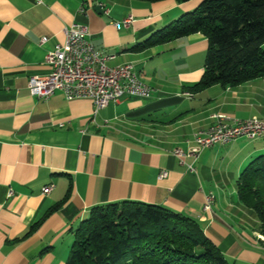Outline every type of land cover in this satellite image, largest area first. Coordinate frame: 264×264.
Segmentation results:
<instances>
[{"label": "crops", "instance_id": "0c3cea01", "mask_svg": "<svg viewBox=\"0 0 264 264\" xmlns=\"http://www.w3.org/2000/svg\"><path fill=\"white\" fill-rule=\"evenodd\" d=\"M103 2L107 13L91 0H0V264H65L90 209L121 200L193 218L229 264H264V236L236 191L241 170L264 152V137L240 136L194 161L185 157L193 171L173 153L194 147V132L208 128L213 114L264 118V76L191 91L207 48L200 32L138 46L200 0ZM128 15L132 22L118 28ZM74 21L86 24L95 50L115 55L110 66L132 62L151 96L123 95L94 115L90 98L32 95L28 77L50 71L45 55Z\"/></svg>", "mask_w": 264, "mask_h": 264}, {"label": "trees", "instance_id": "16d2710c", "mask_svg": "<svg viewBox=\"0 0 264 264\" xmlns=\"http://www.w3.org/2000/svg\"><path fill=\"white\" fill-rule=\"evenodd\" d=\"M195 32L207 39V48L200 79L187 87L191 91L264 76V0H200L138 47ZM236 191L264 236V152L241 170ZM73 233L65 264H229L196 220L158 204L121 200L94 206Z\"/></svg>", "mask_w": 264, "mask_h": 264}, {"label": "built area", "instance_id": "2783aa9c", "mask_svg": "<svg viewBox=\"0 0 264 264\" xmlns=\"http://www.w3.org/2000/svg\"><path fill=\"white\" fill-rule=\"evenodd\" d=\"M108 12L103 0H91ZM85 7L80 6V12ZM133 18L128 15L122 21L116 22L119 28L128 26ZM64 41L56 43L44 58L50 71L45 75H31L28 77L27 87L30 93L40 99H46L55 91H60L66 99L90 98L93 101V114L111 101H116L123 95L149 97L153 87L144 82L136 71L132 62H124L110 66L108 62L115 57L103 58V53L95 50L89 41L86 24L74 21L63 29ZM42 40H45L43 37ZM213 123L205 129H198L193 134L195 146L188 151L180 148L173 150L180 163H185L187 169L194 170L192 163H186L185 157L197 159L199 153L215 143H227L237 137H264V118L237 119L224 113L211 115ZM162 171L159 177H164ZM51 190V185L42 187V193ZM214 196H205L203 208L210 210ZM262 237L261 235H259Z\"/></svg>", "mask_w": 264, "mask_h": 264}, {"label": "bare ground", "instance_id": "6f19581e", "mask_svg": "<svg viewBox=\"0 0 264 264\" xmlns=\"http://www.w3.org/2000/svg\"><path fill=\"white\" fill-rule=\"evenodd\" d=\"M103 58H110V54L103 53Z\"/></svg>", "mask_w": 264, "mask_h": 264}, {"label": "water", "instance_id": "95a60500", "mask_svg": "<svg viewBox=\"0 0 264 264\" xmlns=\"http://www.w3.org/2000/svg\"><path fill=\"white\" fill-rule=\"evenodd\" d=\"M95 9H96L97 11H100V12H101V8H100V7L95 6Z\"/></svg>", "mask_w": 264, "mask_h": 264}, {"label": "rangeland", "instance_id": "374dc122", "mask_svg": "<svg viewBox=\"0 0 264 264\" xmlns=\"http://www.w3.org/2000/svg\"><path fill=\"white\" fill-rule=\"evenodd\" d=\"M257 155H258V154H257ZM253 221H254V220H253ZM253 221H252V222H253Z\"/></svg>", "mask_w": 264, "mask_h": 264}]
</instances>
